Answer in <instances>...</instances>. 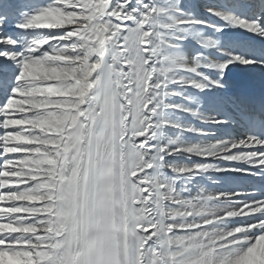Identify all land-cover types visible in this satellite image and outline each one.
<instances>
[{
	"label": "snow or ice",
	"instance_id": "1",
	"mask_svg": "<svg viewBox=\"0 0 264 264\" xmlns=\"http://www.w3.org/2000/svg\"><path fill=\"white\" fill-rule=\"evenodd\" d=\"M229 29L264 0H0V264H264L225 175L264 177V43Z\"/></svg>",
	"mask_w": 264,
	"mask_h": 264
},
{
	"label": "bare ground",
	"instance_id": "2",
	"mask_svg": "<svg viewBox=\"0 0 264 264\" xmlns=\"http://www.w3.org/2000/svg\"><path fill=\"white\" fill-rule=\"evenodd\" d=\"M192 2H193V0H184L185 5H187L189 3H192ZM198 2L206 3L209 6H219V5H221L222 0H198ZM250 11H251L250 9H248L247 11L245 10L243 14L248 16V17H251V18H256L260 14L259 10L255 11L254 13H251ZM198 16H199V18H202V19H205L206 21H208L209 24H211V23H220L218 20H215V18H212L211 16H209L206 13V11H204V10H201L198 13ZM15 30L18 31V29H15ZM233 31H234V33H233L234 39L237 42L239 40V38H240L241 31L238 30V29L237 30H233ZM9 34H10V32H9ZM236 70H240L242 73H244L245 79H253V77H255L254 83H255V85H259V75L258 74H255V73H253L251 71H247V70H244V69H241V68H237ZM236 133H237L238 136L241 135L240 131H237ZM176 134H173V138H175ZM185 138L188 139V140H191L193 142L199 140L198 136L191 135V134L187 135ZM170 159H176L179 162H186V161H184V158H182V157H180V158H170ZM225 166H228V167L235 166V167H245V168L247 167L246 165H225ZM239 173L246 174L245 172H239Z\"/></svg>",
	"mask_w": 264,
	"mask_h": 264
},
{
	"label": "rangeland",
	"instance_id": "3",
	"mask_svg": "<svg viewBox=\"0 0 264 264\" xmlns=\"http://www.w3.org/2000/svg\"><path fill=\"white\" fill-rule=\"evenodd\" d=\"M185 119H189V118L186 117ZM173 134H176V133H173Z\"/></svg>",
	"mask_w": 264,
	"mask_h": 264
}]
</instances>
